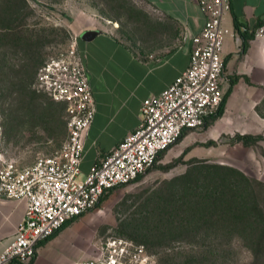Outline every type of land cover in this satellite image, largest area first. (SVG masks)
Returning <instances> with one entry per match:
<instances>
[{
  "label": "rangeland",
  "instance_id": "374dc122",
  "mask_svg": "<svg viewBox=\"0 0 264 264\" xmlns=\"http://www.w3.org/2000/svg\"><path fill=\"white\" fill-rule=\"evenodd\" d=\"M139 3L0 0V164L29 165L37 157L55 152L67 139L65 105L38 89L35 82L39 67L68 47L74 21L93 17L136 46L138 24L143 25L144 20ZM254 107L244 105L242 111L228 113L208 127L187 131L139 179L112 191L77 220L90 230L83 239L81 262L193 264L209 259L210 250L224 254L221 249L231 247V264H254L247 243L237 234L223 235L220 224L176 229L178 222L169 214L165 199L173 195L177 199L173 180L200 161L206 166L197 176L202 192L210 183L209 171L219 165L242 172L258 194L254 182H264V94ZM243 134L261 139L246 145L238 140Z\"/></svg>",
  "mask_w": 264,
  "mask_h": 264
},
{
  "label": "built area",
  "instance_id": "2783aa9c",
  "mask_svg": "<svg viewBox=\"0 0 264 264\" xmlns=\"http://www.w3.org/2000/svg\"><path fill=\"white\" fill-rule=\"evenodd\" d=\"M197 2L206 22L192 39L188 68L160 94L143 100L136 129L96 161L84 178H80L84 136L96 106L76 36L39 67L35 85L55 101L66 103L69 134L59 149L37 157L31 165L0 164V197L27 201L17 237L0 254V264H30L40 243L68 221L95 209L106 194L136 181L187 131L203 129L207 117L217 111L227 90L223 17L231 3ZM263 35L260 28L256 36Z\"/></svg>",
  "mask_w": 264,
  "mask_h": 264
},
{
  "label": "crops",
  "instance_id": "0c3cea01",
  "mask_svg": "<svg viewBox=\"0 0 264 264\" xmlns=\"http://www.w3.org/2000/svg\"><path fill=\"white\" fill-rule=\"evenodd\" d=\"M230 3V10L223 17L224 78L228 79L226 86L230 93L222 116L240 112L244 105H258L264 94V38L256 36L264 25V0H230ZM139 8L144 20L143 25L141 21L138 24L136 46L102 27L93 17L74 21L78 53L96 106L94 119L84 136L80 165L83 178L96 161L136 129L143 100L160 94L188 68L192 39L206 22L197 0H140ZM88 32L95 34L83 37ZM262 148L264 155V143ZM26 209L25 199L0 197V254L15 241ZM86 216L68 221L40 243L30 264L81 262L83 239L90 230L76 221Z\"/></svg>",
  "mask_w": 264,
  "mask_h": 264
},
{
  "label": "trees",
  "instance_id": "16d2710c",
  "mask_svg": "<svg viewBox=\"0 0 264 264\" xmlns=\"http://www.w3.org/2000/svg\"><path fill=\"white\" fill-rule=\"evenodd\" d=\"M245 45L244 43V48ZM229 93L230 88L226 91L217 111L207 117L204 128L223 115ZM62 103L66 110V103ZM259 139H261L259 135L238 136V140H242L246 145ZM205 167L200 161L173 180L178 187V197L175 200L173 195L165 199L168 207L171 208L169 214L178 222L176 229L188 231L189 226L194 228L195 224L199 226H205L208 222L220 224L224 228L223 235L237 234L247 243L254 264H264V182H254L259 186L256 195L251 188L250 180L242 172L234 168L214 165V170L209 171L210 183L205 188L207 192H202L203 185L199 183L197 176ZM221 170L227 172H220ZM230 249L231 247L226 249L223 247L221 250L224 254H219L216 249L210 250L209 259L193 264H231L228 257ZM218 255H222L221 259L216 258Z\"/></svg>",
  "mask_w": 264,
  "mask_h": 264
},
{
  "label": "water",
  "instance_id": "95a60500",
  "mask_svg": "<svg viewBox=\"0 0 264 264\" xmlns=\"http://www.w3.org/2000/svg\"><path fill=\"white\" fill-rule=\"evenodd\" d=\"M94 34H95L94 32H88V33H86L83 37H85V38H90V37H92Z\"/></svg>",
  "mask_w": 264,
  "mask_h": 264
}]
</instances>
